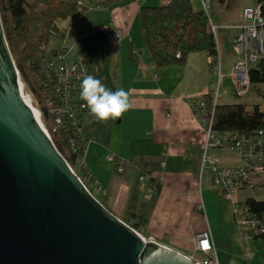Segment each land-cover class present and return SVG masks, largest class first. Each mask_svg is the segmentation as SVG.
I'll use <instances>...</instances> for the list:
<instances>
[{
	"label": "crops",
	"instance_id": "0c3cea01",
	"mask_svg": "<svg viewBox=\"0 0 264 264\" xmlns=\"http://www.w3.org/2000/svg\"><path fill=\"white\" fill-rule=\"evenodd\" d=\"M144 6L146 0H104L96 8L84 3L82 17L70 19L61 33L69 61L87 59L94 77L107 89L129 93L131 107L119 119L102 123L91 117L83 163L91 174L92 195L128 226L141 222L139 234L146 240L189 258L203 259L195 252L194 239L209 231L218 264H263L257 258L262 243L244 239L234 217V204L245 203L250 190L224 198L203 164L208 125L191 102L211 93L219 103L224 76L218 43L216 63L222 76L204 53L192 54L184 64L158 67L142 27ZM92 10L101 14L98 24L87 18ZM105 26L120 31L122 39L112 41L102 30ZM211 152L220 167L245 165L224 146H214ZM247 253L255 254L253 260L246 259Z\"/></svg>",
	"mask_w": 264,
	"mask_h": 264
},
{
	"label": "water",
	"instance_id": "95a60500",
	"mask_svg": "<svg viewBox=\"0 0 264 264\" xmlns=\"http://www.w3.org/2000/svg\"><path fill=\"white\" fill-rule=\"evenodd\" d=\"M21 86L0 14V264H197L104 208Z\"/></svg>",
	"mask_w": 264,
	"mask_h": 264
},
{
	"label": "trees",
	"instance_id": "16d2710c",
	"mask_svg": "<svg viewBox=\"0 0 264 264\" xmlns=\"http://www.w3.org/2000/svg\"><path fill=\"white\" fill-rule=\"evenodd\" d=\"M244 1L212 0L209 16L202 9L196 10L192 0L142 7V27L156 65L184 64L194 53L206 54L215 64L219 51L210 23L225 31V27L240 21ZM83 10L82 0H0L4 33L25 91L57 150L90 191L87 182L91 174L83 157L92 116L80 98V83L85 75L94 74L90 62L81 58L78 62L82 68L76 69L71 79L62 78L61 72L72 62L68 49L56 46L53 33L57 22L77 18ZM263 85L264 60H261L249 72V88L254 87L257 94L264 95ZM200 100L213 112L215 132L257 142L264 139V111L260 105H220L211 93ZM58 118L60 122L56 123ZM258 181L261 180H256L255 187L264 186V182ZM244 204L260 222L259 228L263 230L254 239L264 245V201L249 197ZM140 226L141 222L136 221L132 228L141 233Z\"/></svg>",
	"mask_w": 264,
	"mask_h": 264
},
{
	"label": "built area",
	"instance_id": "2783aa9c",
	"mask_svg": "<svg viewBox=\"0 0 264 264\" xmlns=\"http://www.w3.org/2000/svg\"><path fill=\"white\" fill-rule=\"evenodd\" d=\"M171 1L172 0H169L167 3H170ZM198 1L201 4V9L207 14V16H209L211 13L212 0ZM241 16L244 24L235 25L234 27H229V29L238 30V33L233 38V50L239 57V61L234 66V74L236 88L242 93L249 87L250 70L261 60H264V0H256L253 5L245 7ZM210 25L214 35L216 36L218 28L214 26L212 22ZM102 30L110 35L112 41L119 40V31L113 27L105 26L102 27ZM79 60L80 59L75 60V63L72 62V64H68L65 71L61 72V77L64 79H71L73 77V72L81 67V62H78ZM213 70L218 71L219 75L222 76L219 64H216ZM83 73L84 69L80 72V74ZM237 81L239 82V85ZM20 82L22 84L21 92L25 101L39 114V111L34 107V103H32L33 100L31 96L26 93L21 79ZM214 101L216 103V99ZM191 105L196 110L198 116L206 123V125H208L207 146L203 164L209 167L212 173L213 182L220 187L224 198L231 200L233 194L236 192L253 190L256 185V179L260 178L264 174V139L257 142L252 138L247 139L243 136L238 138V136H233L229 133L218 136L213 133V112L210 111L208 106L201 100H193ZM59 122L60 119H56V123ZM41 124L45 128L42 121ZM46 132L48 133L47 130ZM48 135L50 136L49 133ZM214 146H224L228 148L229 151L235 154L238 158L244 159L245 165L240 167H220L218 157L211 152V148ZM109 161L115 163V157L110 156ZM120 171H123V169L120 168ZM142 179L144 178L142 177ZM234 217L240 227L244 239L255 240L254 237L263 230L259 228L260 222L250 215L249 210L244 203L234 204ZM194 242L195 252L203 256V259L201 260L196 257H190L194 263L218 264L214 239L211 232H202L196 236ZM254 256V253H247L246 259L251 261Z\"/></svg>",
	"mask_w": 264,
	"mask_h": 264
},
{
	"label": "rangeland",
	"instance_id": "374dc122",
	"mask_svg": "<svg viewBox=\"0 0 264 264\" xmlns=\"http://www.w3.org/2000/svg\"><path fill=\"white\" fill-rule=\"evenodd\" d=\"M99 1H104V0H82L83 3H85V5L87 7H94L96 8L99 5ZM165 0H146V6H158V5H163ZM169 1V0H168ZM256 0H245L240 8V21H237L236 23L229 25L228 27H225V31H221L217 29V35L216 37V41L218 43L219 46V50H220V57H221V61L223 64V76H224V81L223 83L220 85V90L218 95L220 94V100L219 103L220 105H237V104H246L249 106L252 105H260L261 110L264 111V95H260L256 93V90L254 87L252 88H248L246 91L244 92H239L236 88V81H235V74H234V69L232 70V66L233 64L236 62L237 60V55L236 53L233 51V41L232 38L235 37V35L238 33V30L236 29H229V27H234L235 25H242L244 24V21L242 19V12L244 10L245 7L247 6H251L254 4ZM142 2H145V0H142ZM193 2V6L196 10H201V4L199 3L198 0H192ZM92 9V8H91ZM82 13H79V16H81ZM87 18H90L91 20H93V24L97 23L100 21V12H95V11H91V13L86 14ZM82 17V16H81ZM71 22V20L68 21H59L55 24L54 29H53V33H54V39L55 41H57L56 46L58 48H60L63 43L60 41L61 39V33L63 32L64 29L67 28V26L69 25V23ZM120 34V38L119 40L122 39V33L119 31ZM55 43L52 44V46H54ZM214 76V81H213V91L216 95L217 92V88H218V75H212ZM238 85L239 82L237 81ZM264 91V85L261 87ZM32 101V100H31ZM33 103V101H32ZM261 179V181H258L259 184L264 182V174L260 177L257 178L256 180ZM87 186L89 187L91 193L94 194L89 181L87 182ZM245 195L249 196V197H253L259 201H264V186L260 187H255L253 190H250L248 192L245 193ZM246 243H248L247 241H245ZM253 243V241H252ZM263 250L261 251L260 255H258V260L259 262L263 261L264 264V247L261 244ZM198 257H200V254L198 255ZM243 260L245 258H242ZM245 261V260H244ZM241 264V261H238ZM246 262V261H245ZM235 264V263H234ZM246 264H248L246 262Z\"/></svg>",
	"mask_w": 264,
	"mask_h": 264
},
{
	"label": "clouds",
	"instance_id": "9594fccd",
	"mask_svg": "<svg viewBox=\"0 0 264 264\" xmlns=\"http://www.w3.org/2000/svg\"><path fill=\"white\" fill-rule=\"evenodd\" d=\"M80 98L96 122L117 120L131 107L129 93L123 88L111 91L97 78L85 75L80 83Z\"/></svg>",
	"mask_w": 264,
	"mask_h": 264
},
{
	"label": "bare ground",
	"instance_id": "6f19581e",
	"mask_svg": "<svg viewBox=\"0 0 264 264\" xmlns=\"http://www.w3.org/2000/svg\"><path fill=\"white\" fill-rule=\"evenodd\" d=\"M38 118H39V122L41 123L39 115H38Z\"/></svg>",
	"mask_w": 264,
	"mask_h": 264
}]
</instances>
